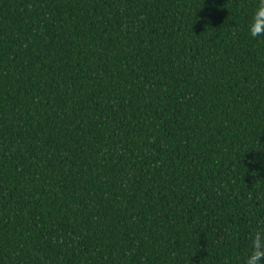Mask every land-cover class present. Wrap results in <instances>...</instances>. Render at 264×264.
Instances as JSON below:
<instances>
[{
  "label": "trees",
  "instance_id": "1",
  "mask_svg": "<svg viewBox=\"0 0 264 264\" xmlns=\"http://www.w3.org/2000/svg\"><path fill=\"white\" fill-rule=\"evenodd\" d=\"M259 3L0 0V264H244Z\"/></svg>",
  "mask_w": 264,
  "mask_h": 264
},
{
  "label": "clouds",
  "instance_id": "2",
  "mask_svg": "<svg viewBox=\"0 0 264 264\" xmlns=\"http://www.w3.org/2000/svg\"><path fill=\"white\" fill-rule=\"evenodd\" d=\"M247 30L252 38L264 37V0H260L253 12ZM244 264H264V226L253 229L251 252L245 258Z\"/></svg>",
  "mask_w": 264,
  "mask_h": 264
}]
</instances>
